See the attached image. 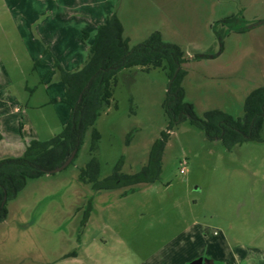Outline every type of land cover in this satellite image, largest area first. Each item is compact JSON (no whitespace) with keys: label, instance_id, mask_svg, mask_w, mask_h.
<instances>
[{"label":"rangeland","instance_id":"1","mask_svg":"<svg viewBox=\"0 0 264 264\" xmlns=\"http://www.w3.org/2000/svg\"><path fill=\"white\" fill-rule=\"evenodd\" d=\"M41 2L0 0V159L20 157L31 140L61 131L71 109L60 69L83 64L97 26L114 12L129 47L159 31L183 50L184 100L198 117L211 109L241 117L247 94L264 88V0H86L77 26L66 14L74 1L46 0L53 14L45 34L30 22ZM98 7L100 16L88 14ZM56 49L82 59L66 63ZM167 83L160 67L118 73L94 123L100 180L118 161L121 174L139 172L161 139L158 177L114 189L80 179L91 156L88 128L70 164L27 179L5 201L0 264H179L184 232L198 250L199 236L207 244L221 237L231 246L240 238L263 242L264 125L257 138L230 149L187 119L169 125Z\"/></svg>","mask_w":264,"mask_h":264},{"label":"trees","instance_id":"2","mask_svg":"<svg viewBox=\"0 0 264 264\" xmlns=\"http://www.w3.org/2000/svg\"><path fill=\"white\" fill-rule=\"evenodd\" d=\"M122 32L120 19L116 13H112L97 27L83 65L72 72L60 69L65 90L62 100L71 109L70 117L61 131L46 140H31L20 157L0 159V221L6 217L5 201L15 196L27 179L42 176L47 170L60 165L73 149H76L73 159L76 157L88 128H91V156L80 168V179L92 182L96 189H114L150 183L158 177L163 145L161 139L157 140L147 164L139 172L121 174L118 161L110 175L102 180L98 177L99 162L94 153L100 134L94 123L100 111L109 106L117 75L124 70L135 67L145 70L160 67L166 70L168 83L163 107L169 117V125L178 119H187L203 130L208 139L219 138L227 149L258 137L264 125L263 87H256L247 94L241 117L211 109L200 118L195 114L193 105L184 100L181 85L185 75L181 67L185 61L183 50L174 43L163 42L159 31L151 32L143 41L129 47ZM133 191L134 187L130 192Z\"/></svg>","mask_w":264,"mask_h":264},{"label":"crops","instance_id":"3","mask_svg":"<svg viewBox=\"0 0 264 264\" xmlns=\"http://www.w3.org/2000/svg\"><path fill=\"white\" fill-rule=\"evenodd\" d=\"M41 1L42 2L40 6H42V8H40L39 10L38 9L32 10V13L30 15V22L32 23L33 26L35 25L34 28L39 29L40 33L45 34L46 26L48 25L49 21L51 22V20L48 19L52 18L51 15L53 14V12L50 8H48V6H46V0H41ZM71 1L72 2L74 1V3L73 5L68 4L69 6H67L66 8V14L68 13L67 15H71V19L74 22V26H77L84 21V17H86L87 15V11L85 8L86 0H71ZM44 7H46V9ZM108 13L109 12H107L105 16L108 15ZM88 14L100 16L101 7L94 8L93 11H91ZM24 16L25 13H22L20 11L19 13V19H21L20 23L22 22L25 23V20L23 19ZM37 33L36 35L39 36ZM55 54L58 58L65 60L66 63L69 64H70V60H73V63H75V61L82 59V57L78 58L77 54L71 51L67 52L56 49ZM85 60H81V61H83L84 63ZM80 67H78L77 69H79ZM66 69L69 70L70 68H66ZM132 69L124 70L121 73L123 74L129 73ZM191 238H194V236L192 237L190 233L184 232L180 234L177 239L178 242H184L186 246L185 250L181 252V254L184 253L185 255L183 254L181 256L182 259L179 264H264V240L263 242L261 241V243H253V238L250 237L240 238L237 239L238 242L237 241L234 242L231 246V244L228 242V240L225 237L214 239L212 242L210 241V244H207V243H202V238L199 236L198 237L199 244L203 247L202 249L200 248V250H198L199 249L198 242L197 245L195 243L193 244V241L190 242ZM242 239L245 241L241 242Z\"/></svg>","mask_w":264,"mask_h":264},{"label":"water","instance_id":"4","mask_svg":"<svg viewBox=\"0 0 264 264\" xmlns=\"http://www.w3.org/2000/svg\"><path fill=\"white\" fill-rule=\"evenodd\" d=\"M75 153H76V149H73L60 165H58L52 169L47 170V173H54V172L60 171L63 168H65L71 162ZM4 200H5V197H3V202H4Z\"/></svg>","mask_w":264,"mask_h":264}]
</instances>
